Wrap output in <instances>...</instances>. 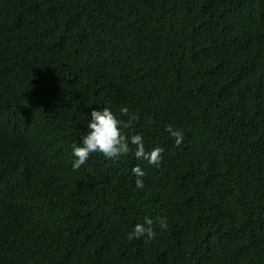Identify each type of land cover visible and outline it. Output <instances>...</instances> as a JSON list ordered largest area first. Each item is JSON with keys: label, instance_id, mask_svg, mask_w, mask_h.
I'll list each match as a JSON object with an SVG mask.
<instances>
[{"label": "trees", "instance_id": "16d2710c", "mask_svg": "<svg viewBox=\"0 0 264 264\" xmlns=\"http://www.w3.org/2000/svg\"><path fill=\"white\" fill-rule=\"evenodd\" d=\"M104 107L160 166L73 170ZM0 264H264V0H0Z\"/></svg>", "mask_w": 264, "mask_h": 264}, {"label": "clouds", "instance_id": "9594fccd", "mask_svg": "<svg viewBox=\"0 0 264 264\" xmlns=\"http://www.w3.org/2000/svg\"><path fill=\"white\" fill-rule=\"evenodd\" d=\"M127 116V120L121 117ZM87 134L82 137L79 145H73L72 155L75 157L72 168L78 170L86 164L93 153H101L104 157L115 159L126 155L131 151L130 144L136 146L135 155L137 159L147 161L149 165L160 166L164 149L160 146L152 148L150 151L145 149V141L140 133L129 135L126 131L134 126L136 116L130 112L128 107L120 109V115L114 113L110 107L94 108L90 113ZM147 122H151V118ZM174 139L177 146L184 141L182 129L174 128L169 124L165 129ZM136 178V187L143 189L145 182L143 177L146 175L144 169L139 165L132 169ZM166 230L167 220L165 217L158 218V224L154 226L153 219L145 218L143 223H136L131 231L126 235V239L132 241L142 237L154 239L157 235L155 227Z\"/></svg>", "mask_w": 264, "mask_h": 264}]
</instances>
